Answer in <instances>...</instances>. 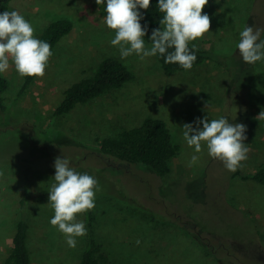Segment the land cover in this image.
Instances as JSON below:
<instances>
[{
  "label": "rangeland",
  "instance_id": "rangeland-1",
  "mask_svg": "<svg viewBox=\"0 0 264 264\" xmlns=\"http://www.w3.org/2000/svg\"><path fill=\"white\" fill-rule=\"evenodd\" d=\"M11 11L32 25L37 39L58 19L70 20L74 28L25 96L17 97L20 75L11 60L0 73L9 81L6 109L0 111V264L9 254L20 197L28 200L31 263H79L86 235L75 237L76 246L69 247L50 224L54 209L48 197L58 157L98 182L95 207L87 212L106 264H264V186L235 178L209 156L205 142L195 152L182 128H196L193 122L205 116L242 123L248 152L237 170L252 173L264 162V119H255L264 111V59L244 63L237 48L246 26L260 29L257 42L264 40V0H208L202 14L211 20L210 31L190 44L217 55L223 66L207 60L171 77L163 74L156 56L121 58L119 46L111 44L115 32L95 0H12ZM106 56L121 60L133 79L53 118L64 91L92 74ZM147 117L163 119L180 147L169 175L99 151V140L117 137ZM193 155L198 160L190 165ZM87 212L77 221L85 225Z\"/></svg>",
  "mask_w": 264,
  "mask_h": 264
},
{
  "label": "clouds",
  "instance_id": "clouds-1",
  "mask_svg": "<svg viewBox=\"0 0 264 264\" xmlns=\"http://www.w3.org/2000/svg\"><path fill=\"white\" fill-rule=\"evenodd\" d=\"M104 2L95 0L97 5ZM207 4L208 0H158L159 11L164 13L160 23L165 27L152 30L150 48L145 47L143 38L147 26H141L143 16L138 11L149 9L150 0H106L104 20L115 32L111 44L119 46L122 59L135 54L143 60L159 54L166 64L175 63L191 70L196 55L189 49V43L202 39L211 27L209 16L202 14ZM260 33V29L254 31L251 26H246L240 33L237 48L244 63L254 64L264 59V40L257 42ZM169 49L174 51L169 52ZM51 56V45L35 38L32 25L18 11L0 13V73L9 69L11 60L21 77H43ZM255 119H264V111ZM193 123L196 128L192 124H184L182 128L184 140L195 152H201L202 142H205L209 156L222 161L230 172H235L247 159L246 125L230 123L223 117L209 120L207 116ZM197 160L198 157L193 155L190 165ZM54 168L55 183L48 197L54 209L50 224L65 235L69 247H75V237L86 235V227L77 221V216L95 207L98 182L92 176L70 168L65 158H56Z\"/></svg>",
  "mask_w": 264,
  "mask_h": 264
},
{
  "label": "trees",
  "instance_id": "trees-1",
  "mask_svg": "<svg viewBox=\"0 0 264 264\" xmlns=\"http://www.w3.org/2000/svg\"><path fill=\"white\" fill-rule=\"evenodd\" d=\"M12 0H0V13L8 11ZM158 0H150L149 9H138L143 19L140 21L141 26H147V32L144 42L152 46L149 37L153 29H164L160 23L164 13L159 11ZM101 14L105 17L106 0L98 5ZM74 28L73 23L68 19H58L46 25L43 29L39 40L51 45V51L60 40L67 36ZM189 49L195 52L196 60L192 69L199 67L205 61L210 60L219 62L218 56L211 54L210 51L189 43ZM169 52L174 49H169ZM224 55H222V58ZM159 66L166 77H171L177 73L188 70L183 69L179 64H166L164 57L156 55ZM219 66H223L219 62ZM264 77V69L260 72ZM132 72L117 57H102L97 63L92 74L81 78L79 81L72 83L63 93L58 105L52 112L53 118H58L71 113L78 105L88 104L98 98L105 97L112 91L122 88L128 81L133 79ZM37 77H21L20 85L17 91V97L25 96ZM9 87V81L0 74V111H4L3 94ZM99 151L102 154L110 155L119 160L133 164H142L150 167L157 174L164 176L169 175L172 171L171 163L179 152V145L172 140V134L167 123L156 117H147L136 127L123 130L117 137H106L98 142ZM234 177L243 181L253 180L264 186V162L260 163L254 172L244 173L241 170L234 172ZM20 207L19 218L15 224V231L11 239L9 254L4 260V264H32L31 253L28 246L29 226L27 223L26 197L18 199ZM85 227L86 239L84 248L80 255L78 264H106L107 257L101 252V246L92 236L91 213H86Z\"/></svg>",
  "mask_w": 264,
  "mask_h": 264
}]
</instances>
